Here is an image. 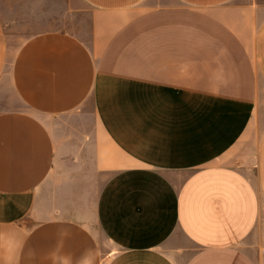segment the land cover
Instances as JSON below:
<instances>
[{
  "label": "crops",
  "instance_id": "0c3cea01",
  "mask_svg": "<svg viewBox=\"0 0 264 264\" xmlns=\"http://www.w3.org/2000/svg\"><path fill=\"white\" fill-rule=\"evenodd\" d=\"M8 1L0 264H264V0Z\"/></svg>",
  "mask_w": 264,
  "mask_h": 264
},
{
  "label": "rangeland",
  "instance_id": "374dc122",
  "mask_svg": "<svg viewBox=\"0 0 264 264\" xmlns=\"http://www.w3.org/2000/svg\"><path fill=\"white\" fill-rule=\"evenodd\" d=\"M7 3H14V1H8ZM58 18V17H57ZM57 18H55V22L57 20ZM63 20H65V18H62ZM39 21L43 22V23H34V24H28L22 27V30L19 31H14V32H7V42L8 45L15 49L16 47H18V45H20L27 37L34 35L35 33H37L40 30H43L45 28H47V26L45 25V19H39ZM51 27H55L54 23H52ZM57 27V26H56ZM262 126V124H261ZM264 134V129L262 127H259V130L256 131L254 137L259 139L261 135Z\"/></svg>",
  "mask_w": 264,
  "mask_h": 264
}]
</instances>
